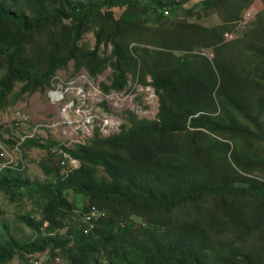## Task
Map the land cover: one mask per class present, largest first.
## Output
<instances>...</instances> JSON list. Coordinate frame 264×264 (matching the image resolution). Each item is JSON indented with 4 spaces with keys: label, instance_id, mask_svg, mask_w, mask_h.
<instances>
[{
    "label": "trees",
    "instance_id": "trees-1",
    "mask_svg": "<svg viewBox=\"0 0 264 264\" xmlns=\"http://www.w3.org/2000/svg\"><path fill=\"white\" fill-rule=\"evenodd\" d=\"M255 1L0 0V112L18 101L10 102L18 85H24L20 97L42 92L71 63L92 79L110 67V83L100 84L104 95L126 92L133 79L153 88L159 105L153 121L127 111L119 133L104 137L97 128L72 148L19 142L23 152L59 148L61 155L57 164L47 159L40 166L51 182L31 183L10 168L0 172V193L27 196L42 214L38 221L32 214L20 219L32 239L0 235V264L47 252L69 264H264L257 249L230 248L228 241L214 254L210 233L222 230L216 223L222 215L237 226L239 240L264 242V161L257 153L264 154V13L249 23L246 36L254 42L239 52L256 65L230 70L221 58L202 54L223 52L225 36ZM211 16L220 24L200 23ZM91 31L96 47L86 49L80 42ZM10 145L14 150L18 143ZM65 154L81 166L62 175ZM72 193L90 204L81 209ZM93 206L134 208L146 225L129 236L111 215L88 234L84 216ZM183 209L187 220L163 226L164 217Z\"/></svg>",
    "mask_w": 264,
    "mask_h": 264
},
{
    "label": "rangeland",
    "instance_id": "rangeland-1",
    "mask_svg": "<svg viewBox=\"0 0 264 264\" xmlns=\"http://www.w3.org/2000/svg\"><path fill=\"white\" fill-rule=\"evenodd\" d=\"M73 1L79 3L83 0ZM193 3L194 1L187 2L185 8L190 7ZM263 13V2L256 0L251 8L244 13L242 22L234 32L225 36L226 49L216 56L213 51H203L202 54L212 60L215 58L218 61L221 58V61L228 65L230 70L236 71V66L240 63L248 66L251 64L256 65L253 58L245 54L241 55L239 52H245L246 46L254 42L251 37L246 36L248 30H250L249 23L256 20L257 16ZM200 23L207 27L220 24L216 16L202 19ZM96 43L97 39L93 31L89 32L80 42L86 49H94ZM110 52L111 46H109L107 53L110 54ZM74 65V63H71L67 69L59 71L57 76L52 79L50 88L42 92L38 91L32 95L27 94L20 97L24 85H18L10 102H14L15 98H18V101L5 111L0 112V128L2 129L0 144L4 147V155L9 160L6 161L0 158V163L14 162L12 163L13 167L16 168L18 165L17 168L20 170L22 177L28 179L31 183H45L53 180L41 171L40 166L47 159H53L52 161L57 164L61 150L55 148L52 153L38 149L23 152L22 149L17 150L20 145L12 150L10 143L19 144L23 139L35 138L42 140L43 143L52 141L61 146L65 145L72 148L75 144L87 143L94 137L97 128H100L104 137L119 133L121 126L126 122L127 111L137 114L141 119L150 121L155 120L158 114V99L153 88L144 87L131 79L126 92H113L110 95H104L100 89V84L110 83L112 69L108 67L102 75L92 79L86 71L76 73ZM4 74V69L0 67V80ZM147 80L150 81L149 78ZM58 90L62 91L61 100L55 97V91ZM19 114L25 115L26 120L16 126L15 120ZM257 153L260 159L264 161V154L261 151ZM70 171H72L70 165L61 168L62 175H66ZM262 172H264V169ZM99 174H104L102 168ZM237 185L246 186L244 184ZM69 197L72 201L77 199L81 209L90 204L89 199L83 194L75 195L72 193ZM211 205L212 203H208L205 206L209 208ZM81 211L78 209L77 214L80 215ZM185 211L186 209L181 212L175 211L173 217H164L162 219L163 226L171 225L175 219L179 222L187 220L189 213ZM106 213L108 217L113 215L118 218L119 225L129 228V236L136 235L138 231L141 232L138 226L146 225L143 214L134 208L114 206L106 210ZM31 214L35 221L40 220L42 217L41 208L33 203L31 198L23 196L11 199L0 193L1 236H5L8 232L20 242L32 239L35 236L33 230L20 220ZM216 223L222 230H210L211 236L216 239L214 254L220 251L221 240H223L226 243L228 241L230 248L233 244L240 249L253 248L264 256V242L262 240L253 241L249 239L248 242L239 240L236 231L237 226L231 224V221L222 215L216 217ZM63 232L66 233L67 229ZM143 242H147V237H143ZM59 257L62 259L63 264H69L64 255L61 254ZM31 260V256L18 254L9 264H32ZM51 260L49 264H55Z\"/></svg>",
    "mask_w": 264,
    "mask_h": 264
},
{
    "label": "built area",
    "instance_id": "built-area-1",
    "mask_svg": "<svg viewBox=\"0 0 264 264\" xmlns=\"http://www.w3.org/2000/svg\"><path fill=\"white\" fill-rule=\"evenodd\" d=\"M164 14L167 15L168 14V10L164 11ZM26 120V116L25 115H18V118L15 120L16 122V126H18L20 123L25 122ZM25 139L22 140V142ZM21 145L20 143L17 145L19 146ZM17 150L19 151V147L17 148ZM5 151H4V147L0 144V158L5 159L6 161H9L7 159V157L4 155ZM64 161L62 162V166H66V165H70L71 166V170L74 169H78L79 168V161L70 158L67 154H65L64 156ZM14 162H10L8 164L6 163H0V172L6 168H10L13 170H17L20 171L17 167H13ZM107 216V213L101 209H99L97 206H93L88 213L85 214L84 216V222L87 224V228H86V233L90 234L91 232L95 231V229L98 227V224L100 223V221L105 218ZM32 264H49L51 258L49 256V253H44V254H38V255H32ZM54 263L55 264H63L62 263V259L61 258H56L54 259Z\"/></svg>",
    "mask_w": 264,
    "mask_h": 264
},
{
    "label": "bare ground",
    "instance_id": "bare-ground-1",
    "mask_svg": "<svg viewBox=\"0 0 264 264\" xmlns=\"http://www.w3.org/2000/svg\"><path fill=\"white\" fill-rule=\"evenodd\" d=\"M62 91H55V97L59 98L61 100V96H62Z\"/></svg>",
    "mask_w": 264,
    "mask_h": 264
}]
</instances>
